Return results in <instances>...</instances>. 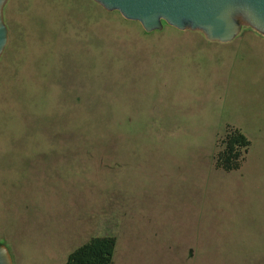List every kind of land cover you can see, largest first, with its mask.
<instances>
[{"label":"rangeland","instance_id":"rangeland-1","mask_svg":"<svg viewBox=\"0 0 264 264\" xmlns=\"http://www.w3.org/2000/svg\"><path fill=\"white\" fill-rule=\"evenodd\" d=\"M0 60V244L65 264H264V37L227 44L92 0H10ZM235 127L251 146L216 169Z\"/></svg>","mask_w":264,"mask_h":264},{"label":"water","instance_id":"water-1","mask_svg":"<svg viewBox=\"0 0 264 264\" xmlns=\"http://www.w3.org/2000/svg\"><path fill=\"white\" fill-rule=\"evenodd\" d=\"M10 0H0V60L9 43L4 10ZM107 12L138 22L146 33L166 26L180 32H198L209 42L227 44L243 28L264 37V0H92ZM0 264H13L6 246L0 244Z\"/></svg>","mask_w":264,"mask_h":264},{"label":"trees","instance_id":"trees-1","mask_svg":"<svg viewBox=\"0 0 264 264\" xmlns=\"http://www.w3.org/2000/svg\"><path fill=\"white\" fill-rule=\"evenodd\" d=\"M250 146V141L241 130L227 127L225 136L219 142L216 169L225 172L239 170ZM116 246L114 237L91 238L69 254L65 264H113Z\"/></svg>","mask_w":264,"mask_h":264}]
</instances>
